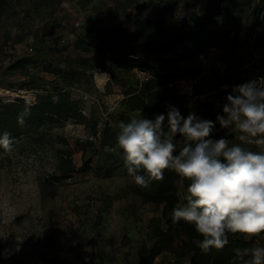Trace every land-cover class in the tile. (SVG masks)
I'll return each mask as SVG.
<instances>
[{"label":"rangeland","instance_id":"1","mask_svg":"<svg viewBox=\"0 0 264 264\" xmlns=\"http://www.w3.org/2000/svg\"><path fill=\"white\" fill-rule=\"evenodd\" d=\"M43 1L13 0L0 25L2 94L19 90L20 84L31 77L39 85L55 79L48 66L61 68L67 57L92 56L98 44L95 27L122 25L130 29L140 6L150 0H64L54 13L53 6ZM206 1H184L180 18L185 19L192 9L202 12ZM258 2L247 0L236 15L241 37L252 24ZM143 15L151 16L152 11L146 10ZM261 20L264 27V16ZM81 38L94 51L78 49L76 44ZM31 46L33 52L29 51ZM215 55L221 57L220 52ZM22 57L33 58L36 66L12 70L10 66ZM224 61L227 72H235L239 81L233 86L229 84L223 92L226 103V96L234 87L254 81L255 74L264 72V56L259 55L255 67L247 71L236 69L234 58L224 57ZM196 67V63L192 68L188 66L187 71L192 73ZM115 73L119 82L110 81L107 73L94 71L88 85L73 89V94L85 102V115H90V107L98 109L100 127L123 98L121 84L138 79L135 72ZM229 74L221 75L213 65L211 74L204 78V86L226 84ZM216 114L222 115V109L216 110ZM199 119L215 121L205 115ZM218 128L235 142L232 130L222 129L219 124ZM87 135L85 125L74 121L51 124L26 133L11 150L0 155V264H54L53 259L56 264H89L98 250L106 264H143L142 244L149 237V222L161 215V208L144 203L135 195L133 188L140 186L122 169L111 177L101 170L123 159L118 145L113 149L96 146L85 157L81 151H75L73 160L79 170L54 183V196L44 198L42 194V181L55 172L65 141L73 149L77 140ZM175 139L179 148L182 138ZM84 161H88L87 171L81 168ZM256 238L264 247V233ZM172 260L173 256L165 252L153 264H170Z\"/></svg>","mask_w":264,"mask_h":264},{"label":"trees","instance_id":"2","mask_svg":"<svg viewBox=\"0 0 264 264\" xmlns=\"http://www.w3.org/2000/svg\"><path fill=\"white\" fill-rule=\"evenodd\" d=\"M12 1L0 0V25L10 10ZM63 1L43 2L49 7L53 6L54 13ZM184 1L186 0H150L145 6H140L130 29L122 25L95 27L93 32L98 44L92 56L67 57L61 68L48 66V71L55 76L49 82L42 81L39 85L31 77L20 84L19 90L35 92L34 104H28L21 98L6 101L0 97V135L8 133L13 144L28 132L51 124L62 125L67 121L83 124L88 130L87 136L77 140L76 148L72 149L65 141L55 172L42 181L44 198L55 195L56 181L79 170L73 160L75 151H81L85 157L96 146L100 149L115 148L119 123L128 122L135 114L153 121L158 115L164 114L165 132L168 130L169 107L178 109L185 118L189 114H195L198 118L205 115L216 120L213 105H192L167 87L171 79L195 73L199 68L197 58L201 53L214 48L220 52L221 58H234V67L243 71L251 70L258 63L259 55L264 56V27L261 20L264 16V0H259L252 16V24L243 37L239 35L240 26L235 21L247 0H207L202 12L192 9L182 20L179 12ZM146 10H151L152 15H143ZM224 20L225 23H221ZM76 47L85 52L94 51L91 44L83 38L79 39ZM195 63L196 71L189 73L187 67L192 68ZM29 66H36V61L31 57H22L10 68L26 70ZM136 69L147 71L149 78L121 84L123 98L112 112H107L110 117L103 122V127H100L102 122L96 107H90L89 116L84 114L85 102L82 97L73 94V89H82L88 85L94 71L107 73L110 81L119 82L115 70L131 73ZM258 76H264V72L255 74L254 79ZM227 79V86L239 82L235 72H231ZM222 94L220 99L225 103ZM18 119H22V122H18ZM221 137L224 135L217 123L212 138ZM5 151L0 146V155ZM87 166L88 161H84L81 168L87 171ZM120 169L128 175L123 159L115 165L101 168L107 177ZM187 184L188 181L174 171L166 169L163 180L153 181L148 188H133V193L144 203L161 208V215L152 217L149 222V237L142 244L143 264H153L165 252L173 256L170 264H235V249L262 246L256 236L246 239L242 235H230V243L223 249L203 252L196 243L201 237L193 227L183 221H175L172 216L173 208L184 201ZM52 263L56 264L57 260L53 259ZM88 263L106 264V261L98 250Z\"/></svg>","mask_w":264,"mask_h":264},{"label":"clouds","instance_id":"3","mask_svg":"<svg viewBox=\"0 0 264 264\" xmlns=\"http://www.w3.org/2000/svg\"><path fill=\"white\" fill-rule=\"evenodd\" d=\"M262 79L234 87L226 96L222 115L215 121L189 114L182 117L169 107L155 120L142 117L121 121L116 142L127 174L134 183L148 188L164 179L170 169L188 181L184 201L172 216L193 227L201 237L197 246L208 252L223 249L229 236H258L264 233V84ZM22 122V119H18ZM235 133L213 139L215 125ZM182 138L177 147L175 137ZM13 139L0 135V146L11 150ZM256 149V150H254ZM146 173L147 175L143 174ZM235 264H264V247L234 250Z\"/></svg>","mask_w":264,"mask_h":264},{"label":"built area","instance_id":"4","mask_svg":"<svg viewBox=\"0 0 264 264\" xmlns=\"http://www.w3.org/2000/svg\"><path fill=\"white\" fill-rule=\"evenodd\" d=\"M78 25V24H77ZM34 48L30 47L29 51L33 52ZM216 49H210L207 52L201 53L197 58L198 70L193 74L179 76L171 79L167 83V87L179 97L184 98L190 104L207 103L213 105L215 110H221L224 102L220 99V95L228 90V86L219 84L213 87L204 86V78L211 74L212 66L214 65L220 74L227 73L226 62L223 58L216 57ZM135 73L140 81H145L149 78V73L142 69H136ZM264 76H258L256 80L262 79ZM259 83L264 84V80ZM5 94L0 92V97L6 101H13L16 98L24 99L28 104H34L36 100L35 92L31 90H6Z\"/></svg>","mask_w":264,"mask_h":264},{"label":"crops","instance_id":"5","mask_svg":"<svg viewBox=\"0 0 264 264\" xmlns=\"http://www.w3.org/2000/svg\"><path fill=\"white\" fill-rule=\"evenodd\" d=\"M162 254H163V253H162ZM162 254H161V255H162Z\"/></svg>","mask_w":264,"mask_h":264}]
</instances>
